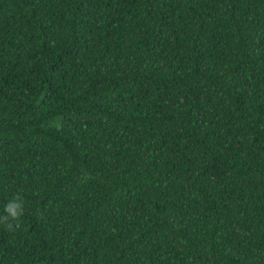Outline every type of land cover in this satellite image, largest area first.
<instances>
[{"label":"trees","instance_id":"16d2710c","mask_svg":"<svg viewBox=\"0 0 264 264\" xmlns=\"http://www.w3.org/2000/svg\"><path fill=\"white\" fill-rule=\"evenodd\" d=\"M0 264H264V0H0Z\"/></svg>","mask_w":264,"mask_h":264},{"label":"clouds","instance_id":"9594fccd","mask_svg":"<svg viewBox=\"0 0 264 264\" xmlns=\"http://www.w3.org/2000/svg\"><path fill=\"white\" fill-rule=\"evenodd\" d=\"M25 201L22 195H14L4 206V214L0 215V224L8 231H15L20 226V218L24 215Z\"/></svg>","mask_w":264,"mask_h":264}]
</instances>
